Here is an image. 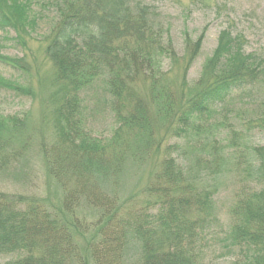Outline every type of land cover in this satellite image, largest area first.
Masks as SVG:
<instances>
[{"label":"trees","instance_id":"trees-1","mask_svg":"<svg viewBox=\"0 0 264 264\" xmlns=\"http://www.w3.org/2000/svg\"><path fill=\"white\" fill-rule=\"evenodd\" d=\"M49 2L58 18L45 52L60 86V125L56 140L41 151L48 175L62 188L61 210L72 214L73 204L84 198L98 211L89 225L78 218L69 223L33 198L0 193V255L11 257L4 264H127L125 250L131 239L139 244V259L131 264H203L204 249L213 245L232 258L230 264H264V145L254 147L252 160L234 164L240 186L232 190L227 228L217 234L212 225L216 193L186 175L173 156L178 144L170 143L211 134L216 127L210 118L223 119L220 114L227 105L224 110L220 105L235 96L246 97L244 102L251 105L245 124L264 133V50L246 52L243 36L225 27L203 64L196 90L188 98L171 96L168 89L158 88L155 59L172 47L148 5L134 0ZM32 4L33 0H0L1 31L27 23L24 11ZM201 41L202 36L194 42L187 38L188 64L199 54ZM147 90L149 104L144 99ZM86 93L113 113L119 127L140 133L153 123L149 105L163 96L155 115L169 120L161 137L164 153L144 190L146 201L130 205L133 198L119 203L94 192L95 184L117 169L109 150L118 138L103 141L90 133L93 114ZM80 227L90 233L84 255H78L70 233L83 235Z\"/></svg>","mask_w":264,"mask_h":264},{"label":"rangeland","instance_id":"rangeland-1","mask_svg":"<svg viewBox=\"0 0 264 264\" xmlns=\"http://www.w3.org/2000/svg\"><path fill=\"white\" fill-rule=\"evenodd\" d=\"M47 1L33 0L32 6H26L24 12H28V22L19 24L21 27L16 30L11 28L3 32L0 29V59L8 61L0 60V80L4 79L0 82V158L5 155V164L0 167V193L33 198L65 221L78 218L83 225H89L98 210L89 206L84 198L73 204L72 214L61 210L62 188L48 175L41 151L43 145L49 147L56 140L60 125L56 112L60 104V86L54 79L53 66L45 52L47 36L58 14ZM138 1L154 10L163 25L165 40L171 44L169 52L155 59L158 88L168 89L171 96L188 98L196 90L194 84L202 77L203 64L212 55L219 32L225 27L243 36L246 52L264 50V0ZM34 18L33 25L31 19ZM199 36H202L199 54L188 64L186 40L194 42ZM7 81L17 89L8 86ZM86 97L93 114L88 123L90 133L103 141L113 135L118 138L109 150L117 169L101 178L95 184L94 192L119 203L133 198L130 205L146 201L148 196L144 190L158 172L164 153L165 143L161 137L169 120L155 115L158 101L163 96H158L153 105H149L154 119L150 128L145 129L146 133L119 127L113 113L96 96L86 93ZM144 99L151 103L149 90ZM245 99L235 96L228 104L220 105L223 110V105H227L226 110L220 114L223 119L214 122L213 117L210 118L216 127H212L211 134L170 140V143L175 140L178 144L173 156L177 157L186 175L193 181H200L207 191L216 193V216L212 225L217 234L227 228L232 190L240 186L234 178V164L252 160L254 147L264 145V133L245 124L251 108ZM150 129L151 139L148 138ZM211 158V162H206ZM256 161L259 159H254V163ZM247 184L250 185L248 181ZM83 229L80 227L83 235L70 231L78 255L85 254V244L90 237ZM138 248L139 244L131 239L125 250L127 264L138 261ZM204 252L203 264H230L232 260L223 254L220 245L207 247ZM10 258L0 255V264Z\"/></svg>","mask_w":264,"mask_h":264}]
</instances>
